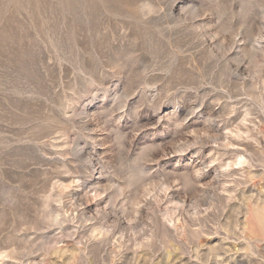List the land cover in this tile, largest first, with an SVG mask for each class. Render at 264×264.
Returning <instances> with one entry per match:
<instances>
[{"label":"rangeland","instance_id":"obj_1","mask_svg":"<svg viewBox=\"0 0 264 264\" xmlns=\"http://www.w3.org/2000/svg\"><path fill=\"white\" fill-rule=\"evenodd\" d=\"M0 264H264V0H0Z\"/></svg>","mask_w":264,"mask_h":264}]
</instances>
